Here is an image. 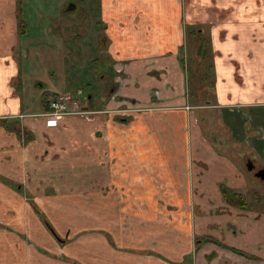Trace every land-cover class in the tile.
<instances>
[{"label": "crops", "instance_id": "crops-1", "mask_svg": "<svg viewBox=\"0 0 264 264\" xmlns=\"http://www.w3.org/2000/svg\"><path fill=\"white\" fill-rule=\"evenodd\" d=\"M16 9L17 0H0V264H77L62 260L59 243L47 237L32 205L52 219L81 208L85 222L102 216L99 228L110 239L113 228L104 217L125 216L121 199L128 193L149 200L146 213L135 208L148 217L131 225L130 244L118 232L110 239L130 253L105 244L94 263L264 264V206L224 201L221 187L242 188L244 172L205 138L194 107L209 106L191 102L186 66L188 53L203 56L193 41L206 32L211 106L249 113L247 131L230 125L229 134L235 141L249 136L261 159L264 0H101L109 77L115 69L125 79L113 80L100 107L90 97L83 103L90 112L61 115L55 125L43 103L35 112L18 95V34L24 31ZM124 99L133 101L128 115L119 110ZM218 145L224 146L221 138ZM55 200L72 203L60 207ZM170 214L183 220L155 221ZM89 255L81 258L84 264H92Z\"/></svg>", "mask_w": 264, "mask_h": 264}, {"label": "rangeland", "instance_id": "rangeland-1", "mask_svg": "<svg viewBox=\"0 0 264 264\" xmlns=\"http://www.w3.org/2000/svg\"><path fill=\"white\" fill-rule=\"evenodd\" d=\"M17 1L18 10L20 11L18 20L25 25L24 28H21L24 32L18 34V73L22 82L19 86V97L29 106H33L35 112L42 111L40 107L44 99L49 106L50 100L57 94H67L82 103L91 97L98 101L97 105L100 107L102 105L101 98L108 93L110 86H113L108 71L109 60L105 56L106 50L101 40L103 36L99 11L101 0ZM75 6L76 9L73 8ZM193 42H195V45L202 42L204 52L209 54L206 32L202 33L200 40ZM26 44L28 45L27 54L23 53ZM188 54L190 57L187 56L186 60L189 80L187 88L191 102L200 106H209L203 108V110L194 107L197 114L201 115L200 122L206 133L205 138L215 148L217 147L220 154L229 158L241 170L243 169L244 186L236 191L243 197L245 205L247 207L264 206V200L262 202L259 200L260 196H264V185L261 184L260 180H256V177L250 171L255 178L246 171L247 157L248 160L259 165L258 167H264L261 165V163L264 164V148L258 143L257 150L262 155L259 159L254 147L249 142V136L238 137V140L235 141L233 136L229 134V131L233 130L245 133L251 116L249 113L243 112V108L223 110L211 106L215 99H213V88L210 85L212 73L207 71L209 55L203 58L202 56L196 57V54L195 59L191 53ZM198 59L202 65L197 62ZM103 74L107 76L105 77ZM123 101L127 103L123 102L124 106L121 107V110L126 109L131 103L130 99H124ZM129 113H126V115ZM230 125L233 130L229 129ZM220 138L223 140L224 146L218 145ZM229 144L231 145L229 146ZM254 196H257L256 199ZM121 201L127 202V206L123 210L126 215L121 217L108 214L104 218L111 223L113 228L110 232L111 241L114 238L116 239V233L118 232L125 238L124 242L130 244L134 234L131 225H134L138 218L140 225H143L144 223L141 221L148 217L145 213L151 205L149 200L145 198L138 199L137 195L131 193H128L127 196L123 195ZM55 202L60 207L72 203L70 200H55ZM81 203H84L83 200ZM158 203L161 204V207H168L164 200L158 201ZM32 207L39 216L44 232L46 230L48 233L45 232L47 237L50 236L59 243L62 260L76 259L77 264H84L81 258L85 257L84 255L90 256L91 253L92 264H98L94 263L95 257L104 253L105 244L111 246L106 232L99 228V223L103 219L102 216L96 217L95 220V217H92V223L85 222L87 216L81 208L77 210L81 213L61 216L57 214L52 219V217L49 218V214L45 216L35 205H32ZM80 207L85 206L80 204ZM135 208L139 209L140 212L144 211V215L142 213H139V216L136 215ZM119 211L122 210L118 209ZM154 218L156 222L165 220L169 224H177L180 219L183 220V216L171 214L158 215ZM121 219L123 220V226H119L122 229L120 232L116 231V228H118L117 223L119 224L118 221ZM52 223L59 231H54ZM84 227L86 229L91 227L92 229L86 231V229H83ZM84 243L88 244L86 248H83ZM72 246L75 248H70ZM111 247L113 251L130 253V250L123 247Z\"/></svg>", "mask_w": 264, "mask_h": 264}, {"label": "built area", "instance_id": "built-area-1", "mask_svg": "<svg viewBox=\"0 0 264 264\" xmlns=\"http://www.w3.org/2000/svg\"><path fill=\"white\" fill-rule=\"evenodd\" d=\"M49 110H47L45 115H48L50 118L49 123L52 125L56 124L57 119L61 115L68 114H81L86 115L87 112H90L87 108L84 107L82 102L73 99L71 96L67 94H57L54 96L48 106ZM121 110V109H120ZM131 109L127 107L126 109H122L121 112L126 114Z\"/></svg>", "mask_w": 264, "mask_h": 264}, {"label": "trees", "instance_id": "trees-1", "mask_svg": "<svg viewBox=\"0 0 264 264\" xmlns=\"http://www.w3.org/2000/svg\"><path fill=\"white\" fill-rule=\"evenodd\" d=\"M19 9V8H18ZM18 9H16L17 10V16H18V18H19V13H20V11L18 10ZM19 21V20H18ZM18 25H19V29L20 28H24V24L22 23V21L21 22H19L18 23ZM24 30V29H23ZM201 44V45H200ZM204 44H202V42H200L199 43V48H201L202 50L200 51V53L203 51V58H204V54L206 53V52H204ZM42 103L44 104V107H45V110L47 111V110H49V108H48V102L44 99L43 101H42ZM19 134H21V128L19 127ZM26 134V132H25V130L23 131V133H22V135H19V136H23L24 137V135ZM23 140H24V138H23ZM255 178V177H254ZM255 179H257V178H255ZM257 180H259V179H257ZM221 191H222V195H223V197H224V201H227V202H229V203H231V204H234V205H237V206H239V207H246V205H245V201H244V199H243V197L238 193V192H236V191H234V190H232V189H229V188H227V187H225V186H222L221 187Z\"/></svg>", "mask_w": 264, "mask_h": 264}, {"label": "flooded vegetation", "instance_id": "flooded-vegetation-1", "mask_svg": "<svg viewBox=\"0 0 264 264\" xmlns=\"http://www.w3.org/2000/svg\"><path fill=\"white\" fill-rule=\"evenodd\" d=\"M110 66H111V65L109 64V70L111 69ZM111 75H112V74H111ZM111 75H110V76H111ZM111 77H112V76H111ZM116 77H117V80H118V78L121 79V80H123V81H124V79H125V75H124L123 72H121V71L118 72V70L116 71V70L114 69L113 78H111L110 81L113 82V80H114ZM118 96H119V95L116 94V98H117ZM126 100H127V99H126ZM130 101H131V100H130ZM132 102H133V101H131L130 105L133 104ZM124 103H127V102H124ZM125 107H126V106H125ZM248 159H249V158L247 157V158H246V165H247L248 162H249ZM254 163H255V162H254ZM258 166H259V165H257V164L255 163V167L250 171L253 175H254V173H255L256 171H258V170L264 168V167H258ZM257 179H259V178H257ZM259 180L261 181V184L264 185V180H261V179H259Z\"/></svg>", "mask_w": 264, "mask_h": 264}, {"label": "water", "instance_id": "water-1", "mask_svg": "<svg viewBox=\"0 0 264 264\" xmlns=\"http://www.w3.org/2000/svg\"><path fill=\"white\" fill-rule=\"evenodd\" d=\"M246 167H247L248 171H251L255 167V164L251 160H249V162L246 165ZM254 176L259 178V179H261V180H264V168L256 171L254 173Z\"/></svg>", "mask_w": 264, "mask_h": 264}]
</instances>
